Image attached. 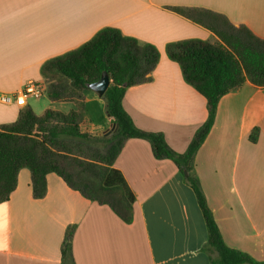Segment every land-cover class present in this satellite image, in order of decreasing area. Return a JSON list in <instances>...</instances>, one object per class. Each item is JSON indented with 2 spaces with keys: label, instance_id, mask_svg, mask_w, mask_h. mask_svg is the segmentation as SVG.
<instances>
[{
  "label": "crops",
  "instance_id": "1",
  "mask_svg": "<svg viewBox=\"0 0 264 264\" xmlns=\"http://www.w3.org/2000/svg\"><path fill=\"white\" fill-rule=\"evenodd\" d=\"M171 7L220 14L264 40V0H0V125L16 121L24 107L15 99L27 82L42 86L45 61L79 48L103 28H114L153 45L159 54L151 80L126 90L125 112L138 129L161 134L176 155L184 154L207 118L206 101L184 82L165 46L217 38ZM83 97L80 132L111 129L104 98L92 91ZM46 109L68 113L76 106L49 99L38 115ZM253 129L257 136L251 143ZM113 168L133 197L128 221L53 173L46 175L44 197L33 199L30 172L20 169L14 191L0 203V264H62L68 227L74 264H211L202 213L172 161L156 159L147 141L128 139ZM191 174L223 244L264 264V88L245 81L220 97Z\"/></svg>",
  "mask_w": 264,
  "mask_h": 264
},
{
  "label": "trees",
  "instance_id": "2",
  "mask_svg": "<svg viewBox=\"0 0 264 264\" xmlns=\"http://www.w3.org/2000/svg\"><path fill=\"white\" fill-rule=\"evenodd\" d=\"M170 11L209 30L217 40H181L167 43L165 54L178 64L185 83L206 101L207 118L182 155H176L159 133L138 129L125 112L122 101L128 88L147 83L158 61L157 49L117 29L103 28L79 48L45 61L40 67L50 100H71L76 110L68 113L46 109L36 115L29 106L19 111L15 122L0 125V203L8 201L20 169L30 172L33 199L46 193V175L53 173L89 201L106 204L128 221L132 194L113 162L128 139L149 143L156 159L172 161L185 175L207 229L211 264H258L247 255L227 248L221 239L202 191L191 174L196 150L210 131L220 97L240 88L245 81L264 88V40L245 26H233L220 14L182 7ZM106 72L110 85L103 98L114 128L101 134L82 133L85 91ZM56 81V83H55ZM253 129L248 139L256 141ZM90 152V158L63 160L66 143ZM63 150V151H62ZM84 159V160H83ZM72 227L61 244L62 264H74L71 254Z\"/></svg>",
  "mask_w": 264,
  "mask_h": 264
},
{
  "label": "rangeland",
  "instance_id": "3",
  "mask_svg": "<svg viewBox=\"0 0 264 264\" xmlns=\"http://www.w3.org/2000/svg\"><path fill=\"white\" fill-rule=\"evenodd\" d=\"M55 83H56V81H55ZM42 89L44 90V93H46V84L45 83L42 84ZM62 101H71V100L66 99V100H62ZM27 102H28V106L33 110V112L36 115H38L49 105V98L47 97V95H42L39 97L30 96L28 98ZM71 102H73V101H71ZM65 147H66V149H64V153L67 156L63 155V157H64L63 160H69L71 164L76 163L77 160L76 161L73 160V158H75V156L81 157L84 159L90 158V156H91L90 152H88V151H83V152L81 151L80 152L79 150H76V148H73L74 146L70 145L68 142L66 143ZM186 149H187V147H186Z\"/></svg>",
  "mask_w": 264,
  "mask_h": 264
},
{
  "label": "built area",
  "instance_id": "4",
  "mask_svg": "<svg viewBox=\"0 0 264 264\" xmlns=\"http://www.w3.org/2000/svg\"><path fill=\"white\" fill-rule=\"evenodd\" d=\"M42 86L39 83L27 82L22 91L16 96L15 102L20 107L27 105V98L30 96L39 97L42 94ZM3 101H7V98H3Z\"/></svg>",
  "mask_w": 264,
  "mask_h": 264
},
{
  "label": "water",
  "instance_id": "5",
  "mask_svg": "<svg viewBox=\"0 0 264 264\" xmlns=\"http://www.w3.org/2000/svg\"><path fill=\"white\" fill-rule=\"evenodd\" d=\"M110 85V79H109V76L106 72H103L100 76V78L90 84L88 86L89 90L96 93L98 97H103L106 89L109 87ZM114 128V126H112V129ZM186 175V173H185Z\"/></svg>",
  "mask_w": 264,
  "mask_h": 264
}]
</instances>
